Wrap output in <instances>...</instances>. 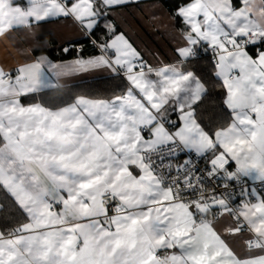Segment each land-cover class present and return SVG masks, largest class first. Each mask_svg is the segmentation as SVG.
<instances>
[{
    "label": "snow or ice",
    "instance_id": "1",
    "mask_svg": "<svg viewBox=\"0 0 264 264\" xmlns=\"http://www.w3.org/2000/svg\"><path fill=\"white\" fill-rule=\"evenodd\" d=\"M142 3L0 0V37L92 45L0 66V264H264V0H179L163 58L117 22ZM89 72L116 89L73 94Z\"/></svg>",
    "mask_w": 264,
    "mask_h": 264
},
{
    "label": "crops",
    "instance_id": "2",
    "mask_svg": "<svg viewBox=\"0 0 264 264\" xmlns=\"http://www.w3.org/2000/svg\"><path fill=\"white\" fill-rule=\"evenodd\" d=\"M170 13V10L161 0H143L140 9L128 10L126 17L118 18L117 22L124 31L130 32V35L141 47L149 51L155 50L163 58L170 55L171 47L174 44L171 36L175 21L170 19ZM84 40L85 38L78 33L71 21L43 22L41 26L36 27L32 32L20 30L11 33L10 38L0 37V66L6 69L13 68L25 62V55L41 54L39 52H29L37 43L43 46V54L56 59L49 53V50ZM91 52L92 46H89L83 54L87 55ZM102 79L107 78L96 72L84 73L69 78L70 83L74 85ZM23 99L22 103L24 104L32 103V101L25 103Z\"/></svg>",
    "mask_w": 264,
    "mask_h": 264
},
{
    "label": "trees",
    "instance_id": "3",
    "mask_svg": "<svg viewBox=\"0 0 264 264\" xmlns=\"http://www.w3.org/2000/svg\"><path fill=\"white\" fill-rule=\"evenodd\" d=\"M164 5L170 10V12H172L173 7L176 3L179 2V0H161ZM75 46L81 45L83 47L82 53L89 48V46L91 47V42L87 39H85L84 41H79V42H75V43H71ZM66 45V44H65ZM64 45V46H65ZM63 47L61 48H55V49H51L49 50V53L54 57V58H63V59H67V58H72V57H76L79 53H76L74 50H71L67 53H65L64 51L61 52V50H63ZM210 59L205 56V58L200 59L199 62L195 65V68L201 72H209L211 71L210 68ZM118 81H114L111 79H102V80H95L92 82H85L83 84H78L75 87L72 88V93L73 94H86V95H110L111 92L113 90L116 89V85H117ZM216 90H213L214 94H215ZM46 100L48 99H52L51 95L48 97H45ZM23 101L26 103L28 101H32V99H26L24 98ZM214 103V99L209 101V107L212 106V104ZM212 113L209 112L206 114L207 115H211Z\"/></svg>",
    "mask_w": 264,
    "mask_h": 264
},
{
    "label": "built area",
    "instance_id": "4",
    "mask_svg": "<svg viewBox=\"0 0 264 264\" xmlns=\"http://www.w3.org/2000/svg\"><path fill=\"white\" fill-rule=\"evenodd\" d=\"M65 47H67L69 49V51L74 50L76 53H79V52H81L83 50V47L81 45L75 46V45H73L71 43L66 44L64 46V48ZM206 56L211 60V54L210 53H208Z\"/></svg>",
    "mask_w": 264,
    "mask_h": 264
}]
</instances>
